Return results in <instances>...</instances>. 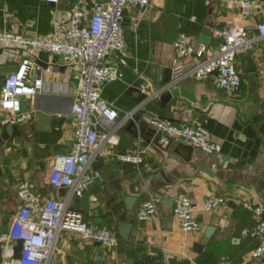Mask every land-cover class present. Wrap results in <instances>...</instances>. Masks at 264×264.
I'll list each match as a JSON object with an SVG mask.
<instances>
[{"label": "crops", "instance_id": "crops-1", "mask_svg": "<svg viewBox=\"0 0 264 264\" xmlns=\"http://www.w3.org/2000/svg\"><path fill=\"white\" fill-rule=\"evenodd\" d=\"M42 1H54L55 6H42ZM151 1V10L140 7L124 10L129 67L123 71L120 81L103 88L102 99L112 102L119 110L116 119L119 121L144 100L136 87L129 88V84L144 83L151 92L163 89L160 97L167 94L168 99L164 103L160 99L153 101L150 103L153 106L148 108L149 104L146 109L177 125L204 126L211 139L221 145L220 152L204 154L193 148L187 159L183 152H177L176 141L157 148L155 132L140 119L142 112L139 111L134 115L139 117V122L128 119L117 130L118 145L110 152L103 151V148L109 149L104 146L94 160L104 164L110 177L117 173L122 179L121 192L116 190L115 179L102 182L97 178L84 195L98 204L103 223L94 224L92 209L77 210L87 223L107 226L117 235L119 222L133 224L129 240H121L116 248H105L76 234L62 233L55 242L52 261L55 264H127L128 260L132 264H264V257L247 259L257 242L242 235L254 224L253 209L264 207V48L253 29L261 18L259 15L242 18L236 0ZM73 2L0 0V32L51 34L57 17L65 20ZM83 7L90 14L93 0H83ZM192 16L195 22H191ZM134 17L139 19L136 31ZM31 21L33 25L27 26ZM234 22L247 28L250 39L248 47L238 55L241 85L236 93H226L215 88L210 80L192 77L163 84L164 70L171 69L173 42L178 34L187 33L197 40L203 28L213 32ZM214 42L212 37L210 45ZM247 52L255 66L252 73L245 72ZM36 57L42 67H53L54 72L45 75V81L62 82L73 72L62 55L41 51ZM21 59L19 54L14 55L0 62V67H18ZM134 69L142 71L145 77L137 80ZM74 95L75 90L69 88L67 95L44 93L21 99V108L31 109L34 114L25 123L10 125V132L7 131L9 124L0 117V264L8 255L6 250L13 249L17 241L8 240L7 233L13 216L21 208L16 195L19 182L30 181L41 202L66 198L65 189L50 185L49 174L52 161L68 154L72 147ZM42 109L54 115L50 125L39 124L36 114ZM131 122L135 125L131 126ZM136 148L145 150L140 165L117 159L118 154ZM133 184L139 185L138 195L133 194ZM178 194L191 200L202 231L185 233L178 226L172 216L173 198ZM212 194L223 198V203L212 212H203V201ZM149 195L162 199L158 214L140 222L137 212ZM126 196L137 198L131 211L124 205ZM75 199L68 205L70 210L76 211ZM208 227L214 231L204 242Z\"/></svg>", "mask_w": 264, "mask_h": 264}, {"label": "built area", "instance_id": "built-area-1", "mask_svg": "<svg viewBox=\"0 0 264 264\" xmlns=\"http://www.w3.org/2000/svg\"><path fill=\"white\" fill-rule=\"evenodd\" d=\"M196 1V0H188ZM240 15L247 18L259 15L261 20L254 25L256 38L264 48V4L261 0H236ZM129 7L153 8L151 0H93L92 12L88 14L83 0H74L65 20L57 17L51 34L28 35L11 31L0 32V62L19 54L22 57L15 73L1 83L0 117L9 125L29 121L34 111L23 110L21 99L44 93L67 95L69 88L75 90L72 113L75 120L73 143L66 155L57 156L51 164L49 183L55 189H65L63 201L49 199L39 201L33 185L28 180L19 182L16 195L21 208L13 216L7 239L21 240L19 259H13L12 249L2 264H55L52 261L54 245L62 233H73L82 240L94 241L105 248H116L121 239L107 226L87 223L81 213L70 210L73 198H83L93 187L99 175L92 171V163L101 148L109 149L119 143L117 130L124 121L133 119L141 111L140 119L155 132V146L164 148L172 141L190 145L204 154L220 152L221 145L211 139L204 126L199 124L171 123L156 112L146 109L151 102L159 99L164 91L153 92L144 83L129 84L144 96L141 105L119 118V110L112 102L102 99L103 88L123 78L128 66V51L123 29V11ZM195 22L194 16L190 17ZM135 31L139 19L134 17ZM34 22H27L32 26ZM215 49L211 45L198 43L187 33L178 34L173 42L174 56L171 60L172 82L187 77L210 80L212 85L226 93H236L241 85L238 55L248 47L250 39L247 28L237 23L213 30ZM59 54L66 58V66L73 69L62 82L45 81L44 76L54 72L52 66L42 67L37 63L38 52ZM4 56L1 58V56ZM135 77L143 79L142 71L134 69ZM112 125V126H111ZM99 129L101 131H99ZM145 150L136 148L120 153L117 159L135 166L143 162ZM162 199L149 195L137 212L140 222L151 220L158 214ZM223 203L217 195L208 196L201 210L209 213ZM245 207H248L245 204ZM172 216L185 233L202 231V225L194 216L191 200L178 194L173 198ZM254 224L243 231L244 238L257 242L247 259L264 257V207L253 209ZM4 251V249H3Z\"/></svg>", "mask_w": 264, "mask_h": 264}, {"label": "water", "instance_id": "water-1", "mask_svg": "<svg viewBox=\"0 0 264 264\" xmlns=\"http://www.w3.org/2000/svg\"><path fill=\"white\" fill-rule=\"evenodd\" d=\"M42 6H48L49 8H54V1H50V2H45L42 1ZM124 13V11H123ZM212 39V32L209 28H203L198 39L197 42L198 43H202L205 45H209ZM246 56V69L245 72L246 73H252L255 72V66L253 64V59L251 57V55L249 54V52L245 53ZM17 71V67L14 66H2L0 67V90H1V83L4 81V79L6 77H8L10 74L15 73ZM172 78V71L171 69H165L164 70V79H163V84H168L170 83ZM160 101L162 103L165 102V100L168 99L167 94H163L160 98ZM36 117L38 119L39 124H46V125H50L51 121L54 119V115L51 114H46L43 109L38 111L36 114ZM135 122H139V117H135L134 118ZM135 125L134 122H131L130 124ZM7 131L10 132L11 131V126L8 125L7 126ZM99 131H101L99 129ZM178 146H177V152L181 151L183 152V154H185V158L189 159L193 148L190 145L178 142ZM92 169L93 171L97 172L99 175V178L102 182H106L108 180H116L117 183V188L116 190L118 192H121L123 190V186H122V179L118 176L117 173H113L112 176L110 177V175L107 173V169L105 168L103 163L100 162H93L92 163ZM108 185V184H107ZM133 188V194L134 195H138L140 193V188L138 184H133L132 186ZM137 198L133 197V196H126L124 197V205L126 206V209L128 211H131L133 208L134 203L136 202ZM92 202V204H91ZM95 201H90V199L88 197H83V198H76L74 200V208L75 210H90L92 209L94 211V224H102L103 220L101 218H99V214H98V204L93 203ZM133 224L130 223H126V222H119L117 224V233L118 236L121 240L123 241H128L130 234L132 232L133 229ZM214 231L213 227H208L204 233V242H207L208 239L210 238L212 232ZM22 241L21 240H17L16 244L14 246V248L12 249L13 251V259H19L20 254H21V250H22ZM97 245H99L97 243ZM127 264H132V260H128ZM155 264H162L161 262H157Z\"/></svg>", "mask_w": 264, "mask_h": 264}, {"label": "rangeland", "instance_id": "rangeland-1", "mask_svg": "<svg viewBox=\"0 0 264 264\" xmlns=\"http://www.w3.org/2000/svg\"><path fill=\"white\" fill-rule=\"evenodd\" d=\"M211 48H212V49H215V48H216V47H215V42H214L213 44H211ZM151 106H153V105L150 104V105L148 106V108H150ZM110 150H111V149L103 148V151H105V152H110Z\"/></svg>", "mask_w": 264, "mask_h": 264}]
</instances>
